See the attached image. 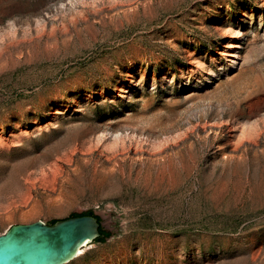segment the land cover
<instances>
[{
	"label": "rangeland",
	"instance_id": "obj_1",
	"mask_svg": "<svg viewBox=\"0 0 264 264\" xmlns=\"http://www.w3.org/2000/svg\"><path fill=\"white\" fill-rule=\"evenodd\" d=\"M88 210L67 264H264V0H0V234Z\"/></svg>",
	"mask_w": 264,
	"mask_h": 264
},
{
	"label": "water",
	"instance_id": "obj_2",
	"mask_svg": "<svg viewBox=\"0 0 264 264\" xmlns=\"http://www.w3.org/2000/svg\"><path fill=\"white\" fill-rule=\"evenodd\" d=\"M100 226L104 227L103 220L91 215L53 225L42 220L13 225L0 234V264H67L100 236Z\"/></svg>",
	"mask_w": 264,
	"mask_h": 264
},
{
	"label": "trees",
	"instance_id": "obj_3",
	"mask_svg": "<svg viewBox=\"0 0 264 264\" xmlns=\"http://www.w3.org/2000/svg\"><path fill=\"white\" fill-rule=\"evenodd\" d=\"M82 215H91V216H95L99 221H102V217L98 214L95 213L94 210H88L82 213H75L73 214V216L71 217H75V216H82ZM57 219L52 220L49 224L53 225L54 223H56ZM100 236L98 238H96L94 240V242H105L109 237H111V232H109L108 230H106L103 226H100Z\"/></svg>",
	"mask_w": 264,
	"mask_h": 264
},
{
	"label": "bare ground",
	"instance_id": "obj_4",
	"mask_svg": "<svg viewBox=\"0 0 264 264\" xmlns=\"http://www.w3.org/2000/svg\"><path fill=\"white\" fill-rule=\"evenodd\" d=\"M255 103H253L251 106L253 108ZM89 246V243H87L84 247L80 248L79 252H78V257L81 256L82 254H84L86 252L87 247Z\"/></svg>",
	"mask_w": 264,
	"mask_h": 264
}]
</instances>
